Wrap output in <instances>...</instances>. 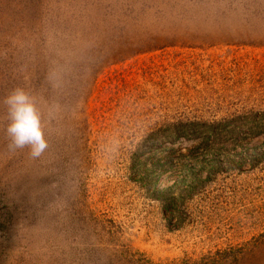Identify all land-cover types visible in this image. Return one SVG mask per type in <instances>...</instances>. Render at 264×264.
<instances>
[{
	"label": "rangeland",
	"instance_id": "374dc122",
	"mask_svg": "<svg viewBox=\"0 0 264 264\" xmlns=\"http://www.w3.org/2000/svg\"><path fill=\"white\" fill-rule=\"evenodd\" d=\"M16 87L49 147L0 104V264H264V0H0Z\"/></svg>",
	"mask_w": 264,
	"mask_h": 264
},
{
	"label": "clouds",
	"instance_id": "9594fccd",
	"mask_svg": "<svg viewBox=\"0 0 264 264\" xmlns=\"http://www.w3.org/2000/svg\"><path fill=\"white\" fill-rule=\"evenodd\" d=\"M0 104L5 109L4 133L9 151L27 149L31 158L42 157L49 144L43 125L44 114L35 97L23 87H16L0 100ZM47 115L51 119V110Z\"/></svg>",
	"mask_w": 264,
	"mask_h": 264
}]
</instances>
